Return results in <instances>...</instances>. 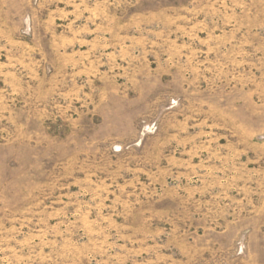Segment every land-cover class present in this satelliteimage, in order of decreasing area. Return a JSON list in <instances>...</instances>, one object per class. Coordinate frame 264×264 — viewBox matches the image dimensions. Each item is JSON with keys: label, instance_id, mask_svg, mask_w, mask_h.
I'll use <instances>...</instances> for the list:
<instances>
[{"label": "rangeland", "instance_id": "374dc122", "mask_svg": "<svg viewBox=\"0 0 264 264\" xmlns=\"http://www.w3.org/2000/svg\"><path fill=\"white\" fill-rule=\"evenodd\" d=\"M0 264H264V0H0Z\"/></svg>", "mask_w": 264, "mask_h": 264}]
</instances>
